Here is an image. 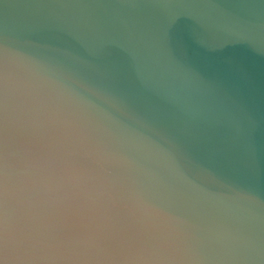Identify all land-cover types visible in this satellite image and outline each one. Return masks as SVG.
<instances>
[{
	"label": "water",
	"instance_id": "water-1",
	"mask_svg": "<svg viewBox=\"0 0 264 264\" xmlns=\"http://www.w3.org/2000/svg\"><path fill=\"white\" fill-rule=\"evenodd\" d=\"M0 264H264V0H0Z\"/></svg>",
	"mask_w": 264,
	"mask_h": 264
}]
</instances>
